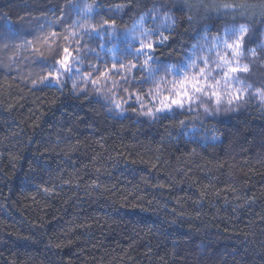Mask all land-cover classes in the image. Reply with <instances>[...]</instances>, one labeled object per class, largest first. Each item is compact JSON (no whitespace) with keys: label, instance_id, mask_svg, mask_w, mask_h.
Wrapping results in <instances>:
<instances>
[{"label":"trees","instance_id":"1","mask_svg":"<svg viewBox=\"0 0 264 264\" xmlns=\"http://www.w3.org/2000/svg\"><path fill=\"white\" fill-rule=\"evenodd\" d=\"M73 2L93 12L0 0V264H264V108L250 95L264 83V0H169L171 21L149 13L130 38L154 0ZM240 24L257 50L242 58L246 97L203 120L210 99L156 112Z\"/></svg>","mask_w":264,"mask_h":264},{"label":"snow or ice","instance_id":"2","mask_svg":"<svg viewBox=\"0 0 264 264\" xmlns=\"http://www.w3.org/2000/svg\"><path fill=\"white\" fill-rule=\"evenodd\" d=\"M185 2H187V0H185ZM125 6L126 5H116L115 8L117 10H120ZM221 7L235 9L238 7H243V5L223 4V5H221ZM77 11H79L80 15L91 14L93 12V5L89 4V5H85V6L81 7L79 3H74L73 0H68V13L70 14V13L77 12ZM241 15H243V13H241ZM166 19L170 20L171 18L166 16ZM189 19H191V17H189ZM141 21H143V17H141ZM103 24L109 25V21L105 19L103 21ZM114 26H115V21H112L111 25H109V27H114ZM170 26L171 25H169V27ZM97 27H99V25H97ZM91 30L93 32H95L97 30V28L93 27ZM152 31H153V29H145L144 31L140 32V35L142 37H144V36H147ZM249 32H250V29H249L248 25L241 24L238 27H235V26L226 27L224 29V37L223 38H219V37L214 38L216 40V43L213 44L212 47L216 48V47L222 45L223 49L225 50V54L218 55V59L221 61V63L228 67V71L225 72V74H224L225 79L236 78L232 75V74H236V73H245V74L251 73L252 69L250 67V64L249 63H241V58L246 53L250 54L254 58L257 57L256 48H246V40L249 38V35H248ZM108 34L111 36L113 33L109 32ZM53 35H56V33H53ZM160 35L162 37V39L160 40L161 43L168 39V36H165L163 33H161ZM4 36L6 39L11 38L7 32L4 33ZM261 36L264 37V33H261ZM37 39H39V38H37ZM28 43L31 44L32 42L29 41ZM129 46H131V45H129ZM258 47H264V41H262L261 44L258 45ZM153 48H154L153 43L146 42L145 40H141V48L137 49V51L141 52L144 49L152 50ZM193 48L195 49L196 45H193ZM33 51L39 53L40 55H43V53L40 52L39 48L33 49ZM49 51H51V49ZM63 53H64V55H63L62 59L55 60V56H53V59L55 60L56 64L61 65L67 71L69 68L68 61H69V55L70 54L68 53L67 48L63 49ZM145 55H147V53H145ZM192 55L195 56L196 53L193 52ZM149 58H151V57H149ZM197 59H204L206 63L208 62L207 58H202V57L197 56ZM254 62L255 61H252V63H254ZM146 63H147V61H145V64ZM195 64H196V61L189 58V65L188 66L194 67ZM120 67H124V65H120ZM172 67H176L178 70H180L179 66L173 65ZM217 67H220V65L218 64ZM261 67H264V61H261ZM171 70H172V68L170 67V68H167L165 71L170 73ZM199 75L200 76L206 75V71L204 68L200 69ZM43 79H46V77ZM236 79H237V83L240 86L233 89L232 91L225 93V95H227V97H228L227 103L229 105L234 104L236 101L243 100L244 99V93H246L248 91V88L251 87V84H245L239 78H236ZM57 82H59L58 78H57ZM33 83L35 84L36 81H33ZM96 83H97V81H93V84H96ZM186 84H190L192 89L194 90V92L203 93L204 95L210 96L212 99H214L215 104L217 106V109H219V106H220L221 101L223 99L222 94L218 90H216L217 86L219 84V81H215L214 83L207 85V87L213 89L209 93V92L205 91L204 86L201 84V81L197 80L195 77H189L188 75H185L179 82L180 88L184 89V90L182 92H178L176 94V98H165V99H171V103H164L162 107L156 109V112H165L167 110H170L173 105H175L177 107H183L185 99H187L188 102H192L193 97L185 89ZM256 95H258L260 97L261 101L264 102V89H257ZM181 97H183V98H181ZM117 107L119 108L120 105L117 104ZM205 111H207V109H205ZM144 114L147 116L155 115V113H153L152 111H148ZM181 123H183V122L181 121ZM213 139L216 140V139H218V137L213 136Z\"/></svg>","mask_w":264,"mask_h":264},{"label":"rangeland","instance_id":"3","mask_svg":"<svg viewBox=\"0 0 264 264\" xmlns=\"http://www.w3.org/2000/svg\"><path fill=\"white\" fill-rule=\"evenodd\" d=\"M139 28V26H138ZM139 31V30H138ZM138 35L139 33H136L135 31H132L128 34V37H132L133 35ZM149 34L146 36L148 37ZM224 37V36H223ZM222 37V38H223ZM147 40H149V38H146V42ZM141 43V42H140ZM225 54V50L223 49L222 45L218 46V49H214L213 53H211L210 56H204L203 58H207V61L209 59V57H211L213 55V59L211 60V62H203L201 59L198 60V71L195 72L191 77L193 76H199V78H197L195 76V78L199 81H201V84L204 86V89L206 92H211L213 89L212 88H209L207 87L208 84H211V83H214L215 81H219V84L217 86V89L223 96V99L221 101V104L223 103H226L227 105H229L227 103V95H225V93L229 92V91H232L233 89L239 87L240 85L237 83V79L236 78H239V75L241 73H236V74H232L234 77L236 78H232V79H225V72L228 71V67L223 65L221 63V61L218 59V55H223ZM243 58V57H242ZM242 58H241V63L242 62ZM201 63H203V68L205 69L206 71V75L205 76H200L199 75V72H200V69H201ZM220 65V67H217V65ZM189 67H192V66H186L185 68L186 69H189ZM194 67L190 68L189 70H192ZM240 79V78H239ZM241 80V79H240ZM177 82H180V81H177ZM180 90V92H182L184 89H181L180 86H179V83H177V87L175 88V91H173V94H177V90ZM185 89L192 95L193 97V100L192 102L193 103H198L200 102L203 98L206 99V100H211L213 101V103L215 104V101L214 99H212L210 96H206L204 95L203 93H196L194 92V90L192 89L191 85L190 84H186L185 85ZM173 94H171L170 96H168L167 98L171 97ZM246 97V93H244V98ZM172 98H176L175 97H172ZM183 98V97H181ZM166 100V99H165ZM164 100V102H165ZM159 103V105L157 107L154 108V110H156L157 108H160L162 106V104L164 103ZM185 102H188L187 99H185ZM167 103H171V99H169V101Z\"/></svg>","mask_w":264,"mask_h":264},{"label":"clouds","instance_id":"4","mask_svg":"<svg viewBox=\"0 0 264 264\" xmlns=\"http://www.w3.org/2000/svg\"><path fill=\"white\" fill-rule=\"evenodd\" d=\"M169 2V0H154V3L156 4L155 7L149 9L148 11H140L137 17H134L131 19V27L130 28H125V33L129 32V31H136L138 26L139 28H143V21L145 20V18L149 15V13H153L155 14L157 20L162 23L163 19L162 18H166L169 17L171 18L169 21H171L173 19L172 14L170 9L168 11H164V7L165 5ZM120 11H123V9H120ZM141 17H143V21H141ZM241 25V24H240ZM249 29L251 30V26H249ZM7 39L5 38L4 35H0V41H6ZM9 48V44L8 43H0V51H3L4 49ZM253 89V85L251 84V87L248 88V91ZM257 89H264V83H261V85L254 89V91H252L250 93V95L255 96L256 99L260 100L261 104L260 107L264 108V102L261 101L260 97L258 95H256V91ZM201 107H203V112L198 114L199 119L203 120L205 117H216L218 115H221L223 113H227L229 111H232L233 109L230 108H220L217 109V107H213L210 103L207 102H201ZM205 109H207V111H205ZM215 136V135H213ZM213 138V137H212ZM164 226V225H162ZM167 227H171V225H167Z\"/></svg>","mask_w":264,"mask_h":264}]
</instances>
